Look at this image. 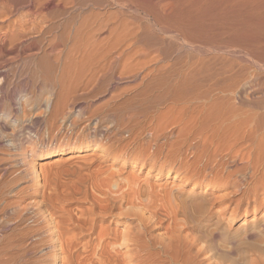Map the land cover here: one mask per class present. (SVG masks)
Here are the masks:
<instances>
[{"label": "bare ground", "instance_id": "6f19581e", "mask_svg": "<svg viewBox=\"0 0 264 264\" xmlns=\"http://www.w3.org/2000/svg\"><path fill=\"white\" fill-rule=\"evenodd\" d=\"M112 81L125 86L109 92ZM38 91L48 96L38 101ZM106 92L99 104L86 101ZM142 101L143 113H128ZM140 115L148 120L158 163L186 177L174 190L207 175L221 180L243 171L251 182L237 202L247 199L246 207L262 210L264 0H0V264H241L232 256L248 250L239 252V240L225 226L219 229L226 234L210 232L211 244L202 249L197 241L205 233L184 229L188 222L175 206L165 211L172 200L181 211H200L204 198L191 200L195 186L179 200L173 183L169 189L160 183L157 191L146 186L144 193L126 177V193H102L73 210L75 197L43 183L48 178L41 174L59 162L53 158L71 150L81 162L90 149V158L130 155L132 166L142 168L149 151H127L117 134L138 125ZM43 148L55 152L37 162ZM161 201L169 203L163 211ZM259 234L264 219L243 239ZM245 255L244 264H264V249Z\"/></svg>", "mask_w": 264, "mask_h": 264}, {"label": "rangeland", "instance_id": "374dc122", "mask_svg": "<svg viewBox=\"0 0 264 264\" xmlns=\"http://www.w3.org/2000/svg\"><path fill=\"white\" fill-rule=\"evenodd\" d=\"M112 85H111V84ZM109 84V86L107 87L108 89L107 90H109V92L110 91H113L116 87H115V85L116 86H125V85H122V84H117L116 82H109L108 83ZM111 85V86H110ZM112 89V90H111ZM108 92V91H107ZM107 92H106V94L105 95H103L104 93H102V94H99V95H96V99L94 98V97H88L87 99H86V101H90V102H92V103H95V104H99L100 103V101H102V98L105 100L106 98H108V96L107 95H109V94H107ZM44 93V94H43ZM48 96V92L47 91H43V92H39L38 91V93H37V99H38V101H42L43 99H44V97H47ZM106 96V97H105ZM130 96H132V94H130V93H128V94H126V95H124V98H127V97H130ZM98 97H100V98H98ZM78 98V97H77ZM90 98V99H89ZM78 101H79V99H77ZM92 100V101H91ZM99 100V101H98ZM82 101V100H81ZM138 101V100H137ZM138 103L139 102H137L136 104L134 103L133 104V106H138L137 108H136V106H135V109H134V107L132 106L129 110H128V113H130V111L132 112V111H142V113H143V111H144V109H145V106H144V103H143V101H142V104L140 105H138ZM141 108H140V107ZM143 106V107H142ZM156 108H160V106H155ZM139 108V109H138ZM42 109V110H41ZM133 109V110H132ZM153 109V108H152ZM43 108L41 107V108H37V109H35L34 111H33V116H38L37 114H35V113H37V112H39L38 114L40 115V112H42L43 113ZM154 110V109H153ZM41 113V114H42ZM144 115H146L145 113H144ZM153 115V113H151V115H150V117ZM137 118H139V124L138 125H127L125 128H123V129H121V130H119L120 131V133L118 132V130H117V134H118V136H119V138L121 137V141H122V146L124 147V148H126V150L127 151H133L134 153L137 151H141V149H142V154H146V153H148V151H149V153L151 154V157H150V160L149 159H146V157H145V155H144V157H142V168H139V166L140 165H137L136 167H133L132 165H133V161H131L129 158H131L130 157V155H123V156H120V154L118 153V154H116V156L114 155V154H112V155H109V157H103V156H99V154H98V156H96V157H92V158H90V154L91 153H93V150H89V151H87V152H84V153H82L81 155H87L86 157H88V160H89V162H88V160H87V162L86 161H83V162H81L80 160H76V159H73L74 158V156H75V151H73V150H71L70 152H68V153H66V154H64V155H62V156H58V157H54L53 158V161H56V160H58L59 162L56 164V166H54L53 165V168L51 167L50 168V170L48 169V171L46 170V172L44 171L43 173H44V175H42L41 174V177H43V176H45V173H46V177H45V179H47V180H45L44 181V177L42 178L43 180V183H45V185L48 187V188H50V186H55V187H57V186H60V187H57V192H59V193H61V194H64L65 192L67 193L66 195H68V196H73V197H75V198H77L78 199V197H79V199H78V202L76 201L77 199H75L74 198V200L75 201H73V203L70 205L71 207L70 208H73V210H76V207H77V210H78V207L79 208H81V206L82 207H86V206H88V204L90 203V201L92 200V198H93V196H94V198L93 199H102L103 197H104V195L103 194H109V195H114V194H116V193H114V192H117L118 191V189H119V191L121 190V192L123 191H125V193L127 192V190H129L128 188H126L125 187V189H123V187L122 186H126L127 185V183L129 182V181H127L126 182V179L129 177L130 179H132V177H133V181L135 182V181H137V183L140 185V186H142V191L144 192V193H146L147 192V187H150L151 185H153V186H155L154 187V191H157L158 189H159V187H157V185L158 184H160L161 183V185H163L165 182H168L169 183V185L167 186V188L169 189L170 188V186H171V184H172V187H171V191H172V194L173 195H175L176 197H179V200H184L185 199V197H187L186 196V193H187V190H189V189H191L192 187H194L193 188V191H195V195L191 198V200H194L195 202L196 201H198V200H201L202 198H204V201H206V199H207V201L206 202H204L203 201V199L201 200V202H203L204 204H201V208H200V211L199 210H195V209H191V207H189L190 209H191V212L193 213V214H191L192 215V218H190L191 217V215H189L190 217H187L188 216V214H190L191 212H188L187 210L189 209H187V210H185V209H182V211H181V208L179 207H177L176 205L177 204H175V203H177L176 201H175V203H174V201L172 200V199H170V200H172L171 202H169L170 203V205H172V206H170L169 205V207H168V204L169 203H166V201H165V203H166V206H165V203H164V201H161L162 203H159V209H161L162 211L165 209V208H167L168 207V209H166L165 211H167V210H169V211H171V209H172V207H173V209L172 210H174V206H175V208L177 209L176 210V212H179V215H178V213H177V215L181 218V216H182V219H180V220H183V222H184V224H186V222H188L187 224H188V226H187V224L183 227L184 229L185 228H187V229H191L189 232L191 233L192 232V235H195L196 234V236L197 237H200L199 236V233L201 234V237H202V235L205 233V235H203L204 237H202L201 239L199 238V240L197 241V242H199L198 244H199V248H202V249H207L208 248V245H210L211 244V242H210V232H215V231H217V232H219V228H222V227H224L225 226V229L223 228V230H220V232L222 231H224L225 230V232L227 233V235L229 234V235H231V236H233L234 237V241L237 243L238 242V240H239V242L240 243H237V245L239 246V244L241 245L240 246V248H242V249H240L239 250V252L240 253H245V254H248V256H249V254H252L253 252H257V250L259 251V248H260V251H262L264 248H263V244H264V235L263 234H259L258 236H256V239L259 237H261V240H259V241H262L263 240V242L260 244L259 242H258V239L256 240L255 238H253V240L252 239H243V235H244V232H245V230L246 229H248V228H250L251 226H252V224H257V222H259V219H260V221H262V219H264V208H262V210H257V209H254L253 207H246V203H247V199H243V200H241L239 203L237 202L238 201V199H239V197L241 196V193H242V191L244 190V189H246V187H247V184H250V182H251V179L250 178H247L248 176L247 175H249L247 172H241V171H238V172H235V173H233L231 176H229V178L226 176L225 178L224 177H222L221 178V180L220 179H213V177H211V175H207V177L205 178V179H207V180H209V181H207V180H205L204 178H199V180H196V181H191V182H189V183H187L186 184V186H184L183 187V189H181L180 191L178 190V192H177V189L176 190H174V188H176V186H177V184H179L181 181H183L184 180V178H186L185 176H183V175H181L178 171V173L176 172V171H173L171 168H169L168 166L167 167H161V165L158 163V161L156 160V157L154 156L155 154H156V150H157V147H155V145H154V141H153V137H152V134H149L150 132V130H148L149 129V126H148V120H145V117H143V115L141 116H137ZM140 118H142L141 120H140ZM144 118V119H143ZM68 122H69V120H68ZM95 122V121H94ZM94 122L92 123V126L94 125ZM91 126V127H92ZM136 128H135V127ZM140 126V127H139ZM147 126V127H146ZM128 127H131V128H133V129H130V128H128ZM127 128V129H126ZM141 128V130H138V129H140ZM124 129H125V132H124ZM129 129V130H128ZM128 130V131H127ZM134 130V131H133ZM137 130V131H136ZM123 131V132H122ZM127 131V132H126ZM136 131V132H135ZM131 132V133H130ZM170 132V131H169ZM121 133H122V135L124 134V138L122 137V135H121ZM128 133V134H127ZM134 133V134H133ZM137 133V134H136ZM131 134H132V136H131ZM136 134V135H135ZM167 134L169 135L170 133H168L167 132ZM135 135V136H134ZM35 136V135H34ZM126 136V137H125ZM128 136H131L130 137V139H129V137ZM133 137H135V138H133ZM138 137V138H137ZM151 137H152V139H151ZM125 139H127V141L125 140ZM170 139H172L171 138V136H168V140H167V138H166V140L167 141H169ZM123 140H124V142H123ZM129 140H132V141H129ZM147 140H149L150 142H151V140H152V142L151 143H153L152 145H151V143H149V141H147ZM125 142H126V144H125ZM128 142V143H127ZM132 142V143H131ZM54 144H58V141L57 140H55L54 142H53ZM133 143H135V144H133ZM148 143V144H147ZM78 142H76V143H72L70 146H69V149H73V148H76L77 146H78ZM125 144V145H124ZM138 144V145H137ZM160 144V143H159ZM140 146V148H138ZM145 146V147H144ZM129 147H131V148H129ZM147 147V148H146ZM53 148V147H52ZM127 148H129V149H127ZM138 148V149H137ZM153 148V149H152ZM135 149V150H134ZM147 149H149V150H147ZM55 151L54 150H46L45 148H43L42 150L41 149H39V150H37V154H38V158H40V159H38L37 160V162H42L41 161V156H46V155H49V154H52V153H54ZM153 152V153H152ZM153 155V156H152ZM71 156V157H70ZM112 156V157H111ZM119 158H118V157ZM73 157V158H72ZM90 158V159H89ZM126 158V159H125ZM153 158V159H152ZM66 159V160H65ZM92 159V160H91ZM94 159V160H93ZM125 161H124V160ZM144 159H145V161H144ZM155 159V160H154ZM62 160V161H61ZM91 160V161H90ZM61 161V162H60ZM114 161V162H113ZM151 161H153V162H151ZM47 162H49V161H47ZM63 162V163H62ZM85 162H86V164H85ZM157 162V163H156ZM84 163V164H83ZM152 163H154V165L156 166V168L154 169V171L152 170V172L150 171L149 172V175H146V173H147V171L148 170H150V164H152ZM72 164V165H71ZM123 164V165H122ZM38 167H39V165H37ZM63 166V167H62ZM99 166V167H98ZM57 168H59V169H57ZM159 168V169H158ZM99 170V171H98ZM65 171V172H64ZM83 172V173H82ZM85 172V173H84ZM111 174H110V173ZM119 174V175H118ZM177 176H176V175ZM49 176V177H48ZM91 176V177H90ZM110 176H111V178H110ZM134 176H135V178H134ZM147 176V177H146ZM176 176V177H175ZM182 176V177H181ZM246 176V177H245ZM95 177V178H94ZM104 177V178H103ZM127 177V178H126ZM174 177H175V179H174ZM178 177V178H177ZM212 178V179H210V178ZM53 178V179H52ZM114 178H115V180H116V182H115V180H114ZM155 178H158V181L157 180H155ZM237 178V179H236ZM50 179H52V180H50ZM60 179H62V181L60 180ZM102 179H104V180H102ZM111 180V182H109L110 180ZM130 179H127V180H130ZM135 179V180H134ZM136 179H138V180H136ZM181 179V180H180ZM226 179V180H225ZM92 180V181H91ZM98 180V181H97ZM109 182V184H108V182ZM125 180V181H124ZM214 180V181H213ZM222 180H224V181H222ZM249 182H247V181ZM47 181V182H46ZM48 181L50 182V184L48 183ZM61 181V182H60ZM132 181V180H131ZM199 181V182H198ZM107 182V183H106ZM148 182V183H147ZM194 182V183H193ZM97 185H96V184ZM117 183H120V184H116ZM243 183V184H242ZM56 184V185H55ZM58 184H60V185H58ZM100 184V185H99ZM115 184V185H114ZM125 184V185H124ZM129 184V183H128ZM150 184V185H149ZM196 184V185H195ZM239 184V185H238ZM242 184V185H241ZM110 185V186H109ZM112 185H114V186H112ZM173 185H175V186H173ZM236 185H238V186H236ZM241 185V186H240ZM54 186L52 187L53 189H54ZM91 186V187H90ZM94 186V187H93ZM107 186V187H106ZM147 186V187H146ZM239 186L241 187V188H239ZM246 186V187H245ZM65 187V188H64ZM119 187V188H118ZM122 187V188H121ZM127 187H128V185H127ZM157 187V188H156ZM174 187V188H173ZM245 187V188H244ZM77 188V189H76ZM92 188V189H91ZM95 188V189H94ZM97 188V189H96ZM143 188H145V189H143ZM155 188H156V190H155ZM173 188V189H172ZM234 188V189H233ZM56 189V188H55ZM94 189V190H93ZM127 189V190H126ZM151 189V190H150ZM162 189V188H161ZM231 189H233V190H231ZM59 190V191H58ZM85 190V191H84ZM109 190H110V193H109ZM113 190V191H112ZM115 190V191H114ZM145 190H146V192H145ZM153 190V188H152V186H151V188H149V191H152ZM228 190V191H227ZM241 192H240V191ZM60 191H62V192H64V193H62V192H60ZM111 191H112V194H111ZM119 191L117 192V193H119ZM148 191V192H149ZM176 191V193H174ZM183 191V192H182ZM185 191H186V193H185ZM230 191H232V192H230ZM234 191H237L236 193L237 194H235L234 193ZM142 192V193H143ZM226 192V193H225ZM227 192H228V194H227ZM68 193H70V195L68 194ZM100 193V194H99ZM103 193V194H102ZM143 193V194H144ZM178 193V194H177ZM182 193V194H181ZM223 193V195H221ZM234 193V194H233ZM84 194V195H83ZM95 194H99V195H95ZM142 194V195H143ZM219 194V195H218ZM230 194H231V196H230ZM65 195V194H64ZM204 195V196H203ZM212 195V196H211ZM221 195V196H220ZM115 196H117V194L115 195ZM144 196V195H143ZM142 196V198H143V200H144V197ZM202 196V197H201ZM215 196H219L218 198H220V197H222V198H220V199H218L217 197V199L215 198ZM225 196H227V198L225 197ZM237 196H238V198H237ZM81 197H83V198H81ZM85 197V198H84ZM173 197V196H172ZM171 197V198H172ZM80 198H81V200H80ZM146 198V197H145ZM209 198H210V205H208L209 204ZM249 198H251V197H249ZM82 199H85L83 202H82ZM86 199H87V201H86ZM98 199V200H99ZM197 199V200H196ZM211 199H213V201H211ZM214 199H216L217 200V202L216 201H214ZM223 199V200H222ZM225 199V200H224ZM231 199H233V201L231 200ZM81 201V203H80V201ZM219 200V201H218ZM226 201V202H225ZM87 202V203H86ZM89 202V203H88ZM207 202H208V204H207ZM212 202H215V204L213 205L212 204ZM235 202H236V204H235ZM77 203H79V204H77ZM82 204V205H81ZM160 204H161V206L162 205H164L165 206V208H163L164 206H162V207H160ZM84 205V206H83ZM204 205V206H203ZM237 205H239L238 207H237ZM205 207V208H203V207ZM207 206H208V208H210V209H206L207 208ZM170 207H171V209H170ZM244 208H245V210H244ZM179 209H180V211H179ZM190 209H189V211H190ZM205 209H206V211H205ZM160 210V211H161ZM185 210V211H184ZM203 210V211H202ZM208 210V211H207ZM164 211V212H165ZM221 211V212H220ZM254 213H253V212ZM164 212H162V213H164ZM180 212H182V214L184 213V215H182ZM187 212H188V214H187ZM202 212V213H201ZM206 212H207V214H206ZM215 212V213H214ZM219 212V213H218ZM194 213L197 215L198 214V216H196V215H194ZM254 215H253V214ZM181 214V215H180ZM203 214H205L204 216H203ZM245 214V215H244ZM263 214V215H262ZM176 215V216H177ZM185 215H187L185 218L186 219H188V220H191V221H185L186 219L183 217V216H185ZM196 216L197 217V220H196V218H194V216ZM202 217V218H204V219H202V218H200V216ZM177 216V217H178ZM262 216V217H261ZM199 217V218H198ZM209 217V218H208ZM251 217V218H250ZM260 217V218H259ZM207 218V219H206ZM178 219V218H177ZM196 221H195V220ZM202 219V220H201ZM231 219V220H230ZM255 219H258V220H255ZM165 221H163V225L165 226L166 224H167V220L166 219H164ZM179 220V219H178ZM177 220V221H178ZM193 220V221H192ZM244 220V221H243ZM248 220H250V221H248ZM214 222V224H212L213 222ZM253 221V222H252ZM178 222H180V221H178ZM183 222H181L182 224H183ZM189 222H190V226H189ZM192 222V223H191ZM193 222H195V223H193ZM199 224H201L202 225V227H201V225H199ZM201 222V223H200ZM225 222V223H224ZM197 223V225H195ZM209 223V224H208ZM212 225H211V224ZM220 225H219V224ZM229 223H231V224H229ZM243 223V224H242ZM183 224V225H184ZM204 224V225H203ZM206 224V225H205ZM229 224V227L230 226H232V227H228V230H227V228H226V226ZM250 224H251V226H250ZM209 225V226H208ZM219 225V226H218ZM223 225V226H222ZM245 225V226H244ZM194 226V227H193ZM200 226V227H199ZM211 226H213V227H211ZM218 226V227H217ZM255 226V225H254ZM195 227H196V229H195ZM199 227V228H198ZM204 227H206V228H204ZM210 227H211V229H210ZM212 228L214 229V228H216V229H214L213 231H211L212 230ZM237 228V229H236ZM193 229V230H192ZM195 229V230H194ZM198 229V230H197ZM199 229L201 230L200 232H199ZM204 229V230H203ZM210 229V230H209ZM219 229V230H218ZM240 229V230H239ZM244 229V230H243ZM206 230H208V231H206ZM236 230V231H235ZM239 230V231H238ZM234 231V232H233ZM199 232V233H198ZM203 234H202V233ZM208 232H209V234H208ZM216 232V233H217ZM207 233V234H206ZM224 233V232H223ZM226 233H224V234H226ZM191 235V236H192ZM207 235V236H206ZM241 235H242V237H241ZM238 236V237H237ZM205 237H209V238H205ZM194 238H195V236H194ZM238 238V239H237ZM242 238V239H241ZM220 238H216L215 239V241L213 242V244L217 247V246H219V248L217 247V249H218V253H220L219 251L220 250H222V246H223V243L221 242L222 240H219ZM208 240H209V242H210V244H209V242H208ZM218 240V241H217ZM237 240V241H236ZM247 240H249L250 241V243L249 242H246ZM252 240V241H251ZM255 240V241H254ZM251 242H254V243H252V245H254L255 244V242H258V244L255 246H251ZM219 243V244H218ZM249 243V244H248ZM221 244V245H220ZM221 246V247H220ZM248 248H247V247ZM247 249L248 251H246V252H248V253H246L245 251H243V249ZM243 251V252H242ZM251 251H252V253H251ZM241 254V255H234V256H232L233 258H236L237 260H239L240 258V260L238 261L239 263H241V264H244L245 263V260L248 258L247 257V255H245V254ZM237 256V257H236ZM239 256V257H238ZM241 256V257H240ZM243 257V258H242ZM245 259V260H244ZM244 261V263H243V261Z\"/></svg>", "mask_w": 264, "mask_h": 264}]
</instances>
